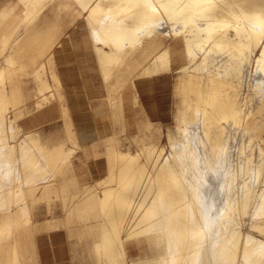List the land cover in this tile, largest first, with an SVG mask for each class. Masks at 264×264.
Instances as JSON below:
<instances>
[{
	"label": "bare ground",
	"instance_id": "bare-ground-1",
	"mask_svg": "<svg viewBox=\"0 0 264 264\" xmlns=\"http://www.w3.org/2000/svg\"><path fill=\"white\" fill-rule=\"evenodd\" d=\"M67 2L87 14L86 21L107 77L133 72L145 62H150L146 72L171 70V48L165 45L168 39L179 44L185 56L177 86L182 105L176 114V129L168 135L169 151L165 152L166 148L148 134L140 137L141 150L147 151L148 162L143 159L160 176L157 180L150 176L146 179L151 183L146 195L155 201H149L146 209H142L143 202L136 207L132 197L126 198L136 191L129 180L132 174L126 171L134 167L130 161L141 152L121 151L112 145L109 176L99 185H108L111 181L118 186L115 184L114 190L105 186L109 189L104 188L103 196L91 189L76 205L84 213L88 208L93 209L94 216L100 218L89 229L98 233L101 264H127L126 244L134 240L138 244L148 241L154 250L152 257L137 258L145 264H196L193 252L202 245L205 222L213 231L217 248L237 251L240 245L226 243L222 235L239 228L244 219L242 215L256 218L264 215V120L259 116L264 107V0ZM1 35L0 47L9 38ZM162 46L163 50L152 58L147 55L133 60L137 49L155 51ZM44 69L43 63L35 72L40 82L38 106L56 97L52 84L43 74ZM2 71L6 74L8 70ZM4 73L0 77V124L11 126L15 116L6 112L11 98L21 100V96L6 94ZM180 144H183L182 150L193 149L195 153L189 159L179 160L175 150ZM156 147H159L158 154L154 155ZM165 167L170 168L166 173L162 170ZM157 181L161 182L159 192L154 184ZM156 208L159 209L156 218L151 217ZM125 222L129 224L126 235L123 234ZM18 225V222L6 221L0 231L10 233ZM143 231L148 233L140 238ZM248 238V242L244 241L247 244L262 241L259 237ZM247 244L244 249L243 245L240 247L244 251L242 263L264 264V258L249 255L252 251L247 249ZM169 248L170 252L165 251ZM236 261L237 256H229L216 263L235 264Z\"/></svg>",
	"mask_w": 264,
	"mask_h": 264
},
{
	"label": "rangeland",
	"instance_id": "rangeland-1",
	"mask_svg": "<svg viewBox=\"0 0 264 264\" xmlns=\"http://www.w3.org/2000/svg\"><path fill=\"white\" fill-rule=\"evenodd\" d=\"M15 1L17 2V0ZM22 8V4H17L13 13L0 24V32L7 33L10 38L7 39L8 41L2 42L4 44L2 46H5V48L0 47L3 49H0V71L6 64L18 66L23 60L28 61L27 56L21 57L17 54L18 43L26 44L25 48L21 49L22 53L25 54L29 45L27 42L30 43V49L33 50L35 43H39L36 38L40 37L43 40L48 35L50 27L44 26V28L48 29L44 33L39 34L34 30L33 24L16 22L15 17L23 13ZM49 10V8H46L42 16ZM65 12L64 10L57 9L50 14L52 18L59 16L75 17V21L69 24L53 48L55 67L62 80L60 90L63 96L61 99L56 98L52 100L44 107L43 111L48 113L51 119L44 126L33 128L31 126V119L36 115V108L34 107V100H32L28 104L29 110L17 119L16 122L12 123V128L6 124L0 125V219L7 212H12L16 209H20L25 215L32 213L33 219H45L53 215L65 216L67 212L63 207V198L57 196L49 203L47 199L40 197L36 201V207H32V193L40 196L46 184L58 182L59 180L55 175V171L59 165L65 162L72 163V172L79 184H97L96 181L104 178L108 173V145L113 140L117 142L116 145L121 151L129 150L135 154L136 152H141V157L137 153L136 161L134 159L130 161V164L133 163L134 167L126 171L128 175L132 174L129 180L131 188L133 185V190H136H134L136 194L132 192L128 196L126 195V198L132 197L134 201L132 203L136 207L141 206L143 202L142 209H146L148 203L155 201L153 197L146 195V191L151 185L146 179L150 176L157 180L160 176H157L158 171L152 168L151 163H147V151L145 149L141 150L143 143L140 137L144 135V127L149 124L154 132L151 138L158 139L160 145L166 148L165 152L169 151L170 142L168 134L174 132L176 129V113L180 106L179 96L175 91L177 69L168 73L170 76L167 81L157 79L154 83H149L148 86L144 85L140 90L135 88L134 92L138 96L136 99L132 98V91L127 87H120V91H116V88L113 90L110 84L113 78H110V81H108L109 79L106 78L103 68L99 63L95 51L94 37L83 16L85 13L80 14L79 10H76L74 15L67 14V16H64ZM174 46L175 50H177L176 52H178L179 45L174 43ZM175 59L177 57L174 55ZM11 61L15 63H11ZM174 67H177V65ZM252 69L255 72L256 66H252ZM13 74L27 88H35L37 78H35L32 68L28 72L15 69ZM43 74L51 78L49 64L44 69ZM63 104H66L69 108L71 120L73 119L72 128L78 137L77 142L68 139L69 125L62 114ZM145 106L148 107L150 115H147V112L144 110ZM7 111L6 113L9 115L14 114L12 108H9ZM261 112H264V107L259 112L260 114L258 113L260 118L264 120V113ZM32 130L37 131L39 139H35L30 135ZM60 140H65L62 152H54L48 155L43 143L54 145ZM149 140L151 139L148 137ZM95 145H98L97 149L100 150L98 154L94 151ZM181 146L183 144H180L175 150L179 160L183 158L189 159L195 153L193 149L192 151H184ZM106 148L107 153H105ZM158 149L159 147H156L153 152L154 155L158 154ZM143 158H146L147 162ZM177 168L179 167L177 166ZM162 170L166 173L170 168L165 167ZM116 183L111 181L108 182V185L104 183L99 187V193L104 194V188L106 190L109 186V188L116 187ZM206 183L208 184V181ZM154 184L157 187V192H159L161 182L157 181ZM160 202H162V198L159 199ZM158 208L154 210L151 217L154 216L156 218V214L159 211ZM243 216L244 219L242 218L243 222L239 228L228 230L222 235V239L226 243L228 241L234 246H237V243L240 245L237 251L234 250V253L231 250L229 252V249L226 250V248H217L215 246L216 239L213 231L211 228H208L205 222L203 226L205 229L203 228L204 230L201 234L202 245L198 251L196 249L195 253L193 252V255L195 254L193 258L196 259L195 263L214 264L224 257L237 256L235 264H243L242 256L244 255V251L242 253V248L240 247L242 245L243 249L246 247L247 243L245 242H248V237H259L262 239L257 244L256 242L247 244V249L252 251L249 255L254 258H264V215L259 218L251 215ZM256 221L261 225H256L258 224ZM79 223V221L75 222L76 225H79ZM61 228L67 233L71 254L73 255V264H98L95 251L90 250L86 239H80L79 236L72 234L71 229L67 226ZM128 229L129 224L125 222L123 227L124 235H126ZM1 231V236L9 233L7 230L3 232L1 229ZM147 233L146 231L141 232L139 234L140 238H144ZM162 237L165 236L163 235ZM163 239H167V236ZM135 241L136 244H133ZM205 241L209 242L206 243ZM134 242L126 244L127 253L125 254V258H127L128 264H145L143 261L137 260V258L146 259L152 257L154 250L150 247L148 241L142 244H138L137 240H134ZM165 251L170 252L171 250L169 248ZM217 258L218 260H215ZM132 259L136 260L133 261ZM103 264L109 263L104 262Z\"/></svg>",
	"mask_w": 264,
	"mask_h": 264
},
{
	"label": "crops",
	"instance_id": "crops-1",
	"mask_svg": "<svg viewBox=\"0 0 264 264\" xmlns=\"http://www.w3.org/2000/svg\"><path fill=\"white\" fill-rule=\"evenodd\" d=\"M17 2L15 0H0V24L3 23L11 13H13V10L16 8L17 4H22L23 13L15 17L17 23L25 22L28 24H33V26L35 27L34 30H36L39 34L44 33L48 29L44 28V26L50 28L48 30V35L46 38H44L43 40H41L40 37L36 38L39 43H35V47L33 50L30 49V43L27 42V44L29 45L27 46L25 54L22 53L21 49L25 48L26 44L18 43L16 51L17 54L21 57L27 56L28 61L23 60V62H21L18 66H12V64L4 65L1 68L0 77L1 73H4L2 69H7L8 71H6V74L4 73V78H6L4 91L6 92V94L8 93V96L9 94L14 93H16L17 96H21V100H14L13 98H11L12 102L9 104V108H12L14 111V114L12 116H15V122L17 121V119L22 117L27 110H29V102L34 100L36 115L31 119V126H33V128H39L41 126H44L51 119V117H49V114L43 111L44 107L49 102L43 104L42 106H38V102L41 98L39 97L38 93L40 82L37 79L34 89L27 88L23 85L20 79H16L13 72L15 71V69L20 68H23V71L28 72L30 71V68H32L35 74L36 69L41 64L44 63L45 68L49 64L51 69V78L47 77L46 75L45 76L52 84V90H54L56 94V97L52 100L56 98L61 99V97L63 96V93L60 90V87L62 86V80L59 72L55 67V53L53 51V48L58 42L60 36L69 26V24L75 21V17L69 18L59 16L56 18H52L50 14L52 11L58 9L66 11L64 16H67V14L74 15L75 11L78 9L69 5V2H67V0H17ZM46 8H49L50 10L46 12L44 16H42ZM79 13L83 14L84 12L81 13L79 11ZM83 16L86 21L87 14L85 13ZM1 34L7 35V33L5 32H0V38L2 36ZM174 43L176 42L173 39H168L165 42V45L171 48V70L160 72H146L147 66L150 65V62H145L143 65L135 67L133 72L125 71L122 74L114 73L113 75H110L108 77L106 76V78L109 79L108 81H110V78H113V80L110 81L113 90L116 88V91H120V87H127L132 91V98L136 99L138 96L134 92L135 88L137 90H140L144 85L148 86L149 83H154L157 79L167 81L170 76L168 75V73L174 71V69H177L176 72L178 74L177 80L175 82V91L180 100V106L178 108L179 111L182 105V101L181 96L178 93L177 86L181 74L180 68L184 63L185 56L181 48H179L178 52H176L177 50H175ZM162 50L163 46L155 51H151L148 49L142 50V48H140L134 52L132 57L134 61L137 59H142L147 55L149 56L148 58H152L155 54L160 53ZM95 51L99 63L102 67L96 45ZM174 55L177 57V59L175 60ZM175 61L177 62V64ZM134 65H136V63ZM175 65H177V67H174ZM103 72L105 74L104 69ZM53 74H56V76H53ZM35 78H37L36 74ZM144 110L147 112V115H150L147 106H145ZM62 114L69 125L68 139L77 142V134L72 128L73 119L71 120L69 108L66 106V104H63ZM144 134H148L151 137L154 135L153 129L149 124L144 127ZM30 135H32L35 139L40 138L36 130H32ZM154 140L160 143L158 139L154 138ZM116 143L117 142L113 140V142L108 145V157L110 147L112 145L117 147ZM64 144L65 140H60L54 145L43 143L44 149L48 152V155L54 152H62ZM97 148L98 145H95L94 151L96 154L100 153V150H98ZM105 153H107V148L105 150ZM109 166L110 164L108 163L109 170L107 175L104 178L97 180V184L86 183L81 185L78 183L75 175L72 172V163L65 162L59 165L55 171V175L59 180L58 182L46 184L44 191L40 196L34 195L32 193V207H36V201L40 197L47 199L49 203L57 196L63 198V207L67 212L63 217L53 215L52 217H47L45 219H33L32 213H30V215H25L23 212H21L20 209H16L12 212H7L5 215H3L0 219V227H3L6 221L18 222L19 225L10 233H6L7 235H0V264H73V255L71 254V248L69 246L67 233L63 228H61L63 226H67L68 228H70L72 234L79 236L80 239H86V243L89 245L90 250L95 251L96 257L98 259V264H101L100 255L97 249L98 233L94 232V230L89 229L91 225H97L100 221V218L94 216L95 211L93 209L88 208L87 213H84V210L77 209L76 205L80 201L81 197H83V195H85V193L91 189H95L99 196L104 195L99 193V183L108 178L110 172ZM69 174L71 175L68 176ZM77 192L78 195L76 196ZM76 221L80 222L79 225L75 224ZM15 248H17L16 251H14ZM103 257L105 258V256ZM139 261L142 260L140 259Z\"/></svg>",
	"mask_w": 264,
	"mask_h": 264
}]
</instances>
